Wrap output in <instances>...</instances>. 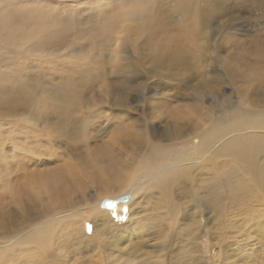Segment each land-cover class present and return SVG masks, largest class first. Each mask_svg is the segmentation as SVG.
Instances as JSON below:
<instances>
[{"label": "rangeland", "instance_id": "rangeland-1", "mask_svg": "<svg viewBox=\"0 0 264 264\" xmlns=\"http://www.w3.org/2000/svg\"><path fill=\"white\" fill-rule=\"evenodd\" d=\"M149 1L132 35L145 0H0V264L41 226L27 264H264V0ZM99 148L144 183L128 218L80 172ZM64 162L53 205L29 179ZM100 198L115 226L58 230Z\"/></svg>", "mask_w": 264, "mask_h": 264}, {"label": "bare ground", "instance_id": "bare-ground-1", "mask_svg": "<svg viewBox=\"0 0 264 264\" xmlns=\"http://www.w3.org/2000/svg\"><path fill=\"white\" fill-rule=\"evenodd\" d=\"M149 4H150L149 0H145L144 3H141V5L138 7L136 11L137 16L132 17V20L135 22V25L134 27H131L130 25H128V30H126V33L132 34V35H134V33L138 34L141 31H144L147 28V26L151 25L150 22H146V17L147 16L149 17L148 15L149 14L148 9H150ZM238 151L239 152H249L248 145L238 148ZM90 152H91L89 153L90 155H88V157H86L84 160H82L83 158L77 159L78 162L80 161L83 162L82 164L83 167L80 168V172H83L88 178L92 179L93 181H96L98 185L100 183H103L104 184L103 191L106 193L112 192L110 194L112 198H119L120 200L118 201L113 199L115 200V202H117V203L114 202V205L116 208L115 215L118 218L120 215L125 214V217L128 218V216L130 215L128 214L129 213L128 210L131 209L135 201L134 200L133 202H131L130 199H132V196L134 193H136L142 186H144V183L139 181L137 182L136 187L134 185L130 187L129 183L128 185L125 186V183L124 182L122 183V181L118 177V175L122 176V173H123L122 166L124 165L121 166L117 162L113 154L114 152L112 153V151H107L106 149L102 150L101 148L96 149L95 151H93L92 149ZM61 162H63V160ZM70 163L64 162L63 164L56 165L57 167L54 166L55 168L45 170L43 172H37L36 174H32L30 176L31 178L29 179V182L32 185L31 187L35 188L36 190H40L41 193H44L45 195H47L48 202H49V199H52L51 204L61 205V201L68 200L71 198L72 192L70 191L73 190L72 185L76 184V180L78 177V173L74 171L72 168L73 166L67 167L70 165ZM146 170L147 172L150 171L149 168H147ZM178 170H181V169H176V171ZM154 174L155 172L148 173L145 175L144 178L149 179L151 178V176H154ZM166 176H171V175H166ZM163 179H164V176H163ZM160 181H161L160 183L162 184L163 180H160ZM79 184L77 183L76 185H79ZM15 185L16 183L14 185L12 184L10 185L9 183V186H11L9 190L13 191L14 196L16 193H18V189L17 187H15ZM76 187L77 186H75V188ZM124 195L126 198H123ZM118 196H121V197H118ZM101 199L102 198H100L96 204H93L91 208L89 206V210H91V215H88L85 217L80 216L79 221L70 220L69 222H67L66 226L63 223L60 225V229L58 230H60L61 233H64L62 232V230H67L66 231L67 233L68 231L77 233L78 231L83 229L82 231L84 232L83 234H86L85 228H86V225L89 224L88 222L94 225L93 227L94 232L98 230V226L100 227V229H103V230H105L106 228H109L110 226H115V223H114L115 217L110 212L111 210H114V209L100 207L99 202L101 201ZM109 200H112V199H109ZM124 210H125V213H124ZM96 218L100 220L99 223H96V220H95ZM61 221H63V219H61ZM68 228H70V230H68ZM82 232H78V234L79 233L82 234ZM51 236H52L51 232L49 231L47 232V229L44 228V226H41V227L36 228V230L33 229L30 237H25V236H24L25 238L21 237L22 239H20L19 242H14L12 246L10 247L8 246L7 250H9V248L12 249L11 261L13 260L14 262H12L11 264H19L18 262H16L17 256L19 257L22 256V259H24L23 256L26 258L27 257L26 255L30 256L32 254H37L35 252L39 250L41 251V249L43 251L46 249L48 250L49 249L48 240H51ZM30 243L34 244V246L36 247L35 248L36 251L30 250V248H28ZM37 257H40V253H38ZM29 259L30 257L26 258V260H22V262L24 264L30 263Z\"/></svg>", "mask_w": 264, "mask_h": 264}]
</instances>
